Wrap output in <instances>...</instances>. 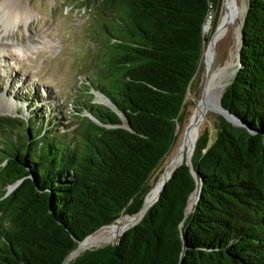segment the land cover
Wrapping results in <instances>:
<instances>
[{"label":"trees","instance_id":"trees-1","mask_svg":"<svg viewBox=\"0 0 264 264\" xmlns=\"http://www.w3.org/2000/svg\"><path fill=\"white\" fill-rule=\"evenodd\" d=\"M220 3L82 0L94 12L93 60L75 129L35 115L34 100L28 121L0 116V264H65L79 242L141 210L181 130ZM246 5L238 68L221 96L236 126L220 116L213 141L203 130L191 166L172 172L141 220L69 264H264V0Z\"/></svg>","mask_w":264,"mask_h":264},{"label":"rangeland","instance_id":"rangeland-1","mask_svg":"<svg viewBox=\"0 0 264 264\" xmlns=\"http://www.w3.org/2000/svg\"><path fill=\"white\" fill-rule=\"evenodd\" d=\"M246 1L231 0L232 5L244 11L239 23L232 17L227 1L225 0V10L222 9L220 3L215 19L213 22L208 21L209 27L205 32L208 34L211 26L215 25L217 28L220 15L225 14L223 21L229 12L227 28L222 29L219 38L226 30L228 31L215 47V60L210 71L211 75L218 69L227 67L222 82L224 86L222 94L238 68L240 32L247 7ZM81 2L82 0H0V6L4 5L7 9L13 5L12 7L16 6L28 11L25 17L18 16L8 23L5 22L2 11H0V116L28 121L30 113L25 110L26 102L34 100L37 103V114L35 115L50 120L53 124L61 125V129L63 127H68L67 131L75 129L73 115L80 111L78 98L84 97L87 91L81 83L87 81L93 60L92 35L89 29L92 27L94 12L86 9ZM209 56L210 51L205 50L204 57L202 55L203 59L201 58L199 73L193 83V90L187 97L188 105L181 130L151 181L153 189L147 197L149 202L146 208L153 204L158 195L151 196L160 186L162 178L165 177L164 170L182 145L184 130L193 120L204 90L206 93L210 83L217 77L207 83ZM205 59L208 61L206 62ZM91 94L94 96V103L102 104L101 95L93 90ZM19 100H22V103ZM19 108L22 110L18 111ZM214 110L205 109L204 116L200 119L197 138L203 130L207 129L211 141L214 140V123L220 117ZM83 115L88 114L83 112ZM16 133L22 136L23 127H20V133L18 131ZM163 172L164 177H162ZM130 218L136 219L131 227L141 220H137L135 215H123L111 226L119 220L120 224H123ZM111 226L99 229L90 236L91 238L89 237L90 240L89 238L86 240L83 247L96 249L115 244L122 233L114 237L108 232Z\"/></svg>","mask_w":264,"mask_h":264},{"label":"bare ground","instance_id":"bare-ground-1","mask_svg":"<svg viewBox=\"0 0 264 264\" xmlns=\"http://www.w3.org/2000/svg\"><path fill=\"white\" fill-rule=\"evenodd\" d=\"M226 1H227L228 6H229V10H230V13L232 14V17L234 18V20H236L239 23L240 18H241V16H243V13H244L243 9L242 8L239 9L235 5H232L231 0H226ZM12 6L13 5H11L8 9L6 7H4V5L0 6V11H2L1 14H2V16H4L6 23H8L10 21H14L16 19V17H18V16L19 17H25L26 14H28V11L26 9L19 8V7H16V6L12 7ZM224 20H223V23H224ZM223 23H222V25H223ZM225 25H226V28H227V24H225ZM208 27H209V23H207V25L205 26L204 32H207ZM216 29L217 30H215V34H216V32L218 30L219 31L217 32V35H216L215 39L213 40V44L207 47V49H206L207 52L210 51L211 47H213L212 52H213V50H215L214 49V42H215L216 38L220 35V32L222 31V29H218V27ZM211 55H212V53H211ZM205 61L207 62L208 60L205 59ZM225 73H226V71L224 73L218 75L210 83V86H209L208 90L206 91V93H205V90H204V93H205L204 101H203V103H199L197 109L195 110L193 120L190 122V127H191L190 131L187 134L185 139H184V136H183L182 145L180 146V148H179L178 152L175 154V156L172 157L170 163L168 164L167 168L165 169L166 171L164 170V172H165V177L164 178H169L171 176V173L173 172L174 168L177 165H179L180 163H183V161H184L186 156L189 157V158L191 157V153H192L191 152V147H192V145H194V143H195V141L197 139L198 129H199V125H200V119L203 118L205 109H215L214 111H216L218 113L219 103L221 101L222 91L224 89V86H223L222 82H223ZM101 101H103V98H101ZM187 148H189V149L186 152V155L184 156V153H185ZM159 188H160V186L158 187L157 190H155L151 194V196H156L158 194ZM157 197H158V195H157ZM157 197H156V199H157ZM148 202H149V200L146 199L143 209L136 216L137 220L141 219L143 217V215L146 213V211H147L146 206H147ZM192 204H193V202L191 201L190 205L192 206ZM135 220H136L135 218H130V219H127L126 221H124L123 224H120V220H119L114 225H112V226L110 225L111 228H108V232H110L114 237H117L125 229H127L129 226L133 225ZM106 227H108V226H106ZM90 238H89V240H90ZM85 243H86V240L82 244H80V246L77 249V252H74V253L71 254V256L69 257L70 260L75 258L78 255L79 252H81L83 250H86V249H90V248H86L85 249V247H83Z\"/></svg>","mask_w":264,"mask_h":264},{"label":"water","instance_id":"water-1","mask_svg":"<svg viewBox=\"0 0 264 264\" xmlns=\"http://www.w3.org/2000/svg\"><path fill=\"white\" fill-rule=\"evenodd\" d=\"M220 29H223V30H225L226 29V25H222L221 27H220ZM217 30V29H216ZM214 37H215V32H213V34H212V36H211V38H210V40H209V42H208V46H210V45H212L213 44V40H214ZM214 60H215V51L213 50V52H212V55H211V59H210V62L208 63V65H207V78L210 76V71H211V69H212V66H213V62H214ZM98 93V92H97ZM99 95H101L100 93H98ZM101 98H103V101H102V104H104V105H107V106H111V104H110V102L103 96V95H101ZM203 101H204V92H203V95H202V97H201V100H200V102L199 103H203ZM218 114L221 116V117H223L225 120H227L228 122H230V123H232L233 125H235L236 126V124H237V120L235 119V117L233 116V115H231L227 110H225V108L223 107V105H222V103H221V101H220V103H219V109H218ZM91 118V117H90ZM91 119H93V118H91ZM190 122H189V124L187 125V127H186V129L184 130V139L186 138V136H187V134L189 133V131H190ZM192 156V155H191ZM191 158V157H190ZM190 158L189 157H185V159H184V161H185V164L186 165H188L189 167L191 166V164H190ZM181 164V163H180ZM179 164V165H180ZM179 165H177L175 168H174V170L179 166ZM173 170V171H174ZM193 176L195 177V174H193ZM162 177H164V172H163V176ZM170 178V177H169ZM169 178H163L162 179V181H161V184H160V188H159V191H158V197H157V199L154 201V203L158 200V198H159V195H160V193L162 192V190L164 189V186H165V184H166V182L169 180ZM14 187L15 186H13V187H11L10 189H9V192L10 191H12L13 189H14ZM151 191V190H150ZM149 191V192H150ZM148 195V194H147ZM147 195L145 196V198H144V202H143V205H142V207H141V210L143 209V207H144V204H145V200H146V197H147ZM197 200V197L195 196V194H193L192 195V197H191V199L189 200V203L192 201V202H194V201H196ZM153 203V204H154ZM152 204V205H153ZM151 205V206H152ZM140 210V211H141ZM139 211V212H140ZM139 212L135 215V216H137L138 214H139ZM138 223V222H137ZM136 223V224H137ZM129 227H131V226H129ZM127 228V229H125L123 232H122V234L126 231V230H128V229H130V228ZM91 236V235H90ZM89 237V236H88ZM87 237V238H88ZM87 238H85L83 241H81V242H79V244H78V247L80 246V244H82ZM78 249V248H77ZM77 249L76 250H74L72 253H74V252H77ZM86 250H88V249H86ZM83 251H85V250H83ZM83 251H81V252H79L78 253V255L80 254V253H82ZM71 253V254H72ZM71 254L68 256V258H67V260L65 261V264H69V262H70V259H69V257L71 256ZM77 255V256H78ZM76 256V257H77ZM74 259V258H73Z\"/></svg>","mask_w":264,"mask_h":264}]
</instances>
